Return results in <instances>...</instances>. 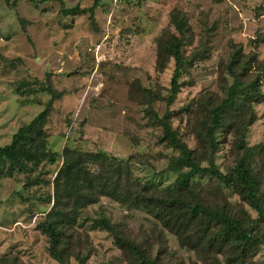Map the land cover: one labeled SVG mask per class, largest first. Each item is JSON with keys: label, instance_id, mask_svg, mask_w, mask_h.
<instances>
[{"label": "rangeland", "instance_id": "374dc122", "mask_svg": "<svg viewBox=\"0 0 264 264\" xmlns=\"http://www.w3.org/2000/svg\"><path fill=\"white\" fill-rule=\"evenodd\" d=\"M94 1L0 0V147L10 145L46 108L52 93L61 95L54 99L45 126L46 158L24 170L0 162V264H59L40 225L54 206V181L66 150L120 161L128 168L121 179L126 189L131 183L139 191L175 189L178 172L168 168L179 151L167 144L154 118H163L168 110L175 71L169 55L175 39L182 41L184 64L181 92L169 108L172 129L202 166L213 158L227 174L241 155L235 130L241 119L217 131L214 156L206 131L211 110L226 98L234 81L230 68L243 73L246 84L260 74L264 0H103L93 15L63 13L90 8ZM179 21L185 24L183 33ZM234 54L239 64L231 66ZM261 90L264 94V82ZM253 114L245 143L263 149L254 169L264 193V102L242 115ZM192 182L206 205L238 219L245 214L257 219L218 180L197 177ZM102 220L157 264H228L232 257L230 249L207 253L182 246L177 234L144 208L103 196L83 209L69 231L74 255L86 257V264H137L113 234L96 224ZM198 235L188 232L184 237L197 243ZM71 264H77L76 258ZM245 264H264V245Z\"/></svg>", "mask_w": 264, "mask_h": 264}, {"label": "trees", "instance_id": "16d2710c", "mask_svg": "<svg viewBox=\"0 0 264 264\" xmlns=\"http://www.w3.org/2000/svg\"><path fill=\"white\" fill-rule=\"evenodd\" d=\"M103 0H95L92 7L63 9L66 15L90 13L93 15ZM185 24L178 22V30L183 33ZM169 51V49H167ZM163 49H159L160 64ZM175 61V71L171 81L170 94L166 98L168 110L163 118L154 115L162 126L164 140L179 151V156L172 158L169 171L178 172L175 189L160 191L142 188L141 191L132 183L127 189L122 184L127 166L120 161L112 160L105 154L83 153L66 150L64 164L54 181V206L40 228L49 241V253L59 264H71L76 258L77 264H86V257L74 255L69 231L74 230L83 209L98 203L103 196L111 197L130 207L144 208L153 214L165 228L179 237L182 246H194L196 251L219 253L230 249L232 257L228 264H245L264 245V193L262 181L254 169L255 161L263 152L262 147H249L245 143L248 127L255 121V115L243 116L253 104L263 103L264 94L261 85L264 82V63L255 81L248 84L243 81V73L238 74L230 68L234 78L227 89L226 98L211 110L210 122L206 136L213 156L218 149L217 131L234 118L241 119L238 126L234 124L239 139L236 143L240 157L232 170L224 174L214 164L213 158L208 166L198 162L189 146L177 137L170 123L169 108L181 92L179 79L182 75L184 56L182 41L171 42L170 55ZM239 64V57L234 54L232 65ZM60 94L52 93V100L46 108L29 124L23 126L13 137L10 145L0 147V162L16 166L19 170L28 165L38 166L48 154V134L45 129L54 99ZM245 110V112H243ZM99 165L95 170L90 166ZM197 177H209L233 189L258 217L253 220L247 214L238 219L220 207H212L202 202L198 195V186L192 181ZM140 187V186H139ZM102 229L113 234L120 248L126 249L137 264H157L146 252L134 242L129 241L107 220L96 223ZM192 232L198 235L193 243L185 234Z\"/></svg>", "mask_w": 264, "mask_h": 264}]
</instances>
